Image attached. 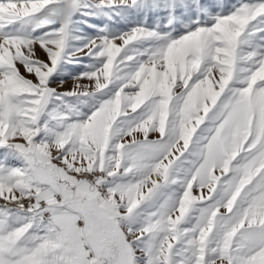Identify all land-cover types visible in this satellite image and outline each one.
I'll use <instances>...</instances> for the list:
<instances>
[{"label": "snow or ice", "instance_id": "6c2138e0", "mask_svg": "<svg viewBox=\"0 0 264 264\" xmlns=\"http://www.w3.org/2000/svg\"><path fill=\"white\" fill-rule=\"evenodd\" d=\"M0 264H264V0H0Z\"/></svg>", "mask_w": 264, "mask_h": 264}]
</instances>
